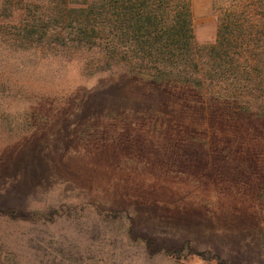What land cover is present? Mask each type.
Returning <instances> with one entry per match:
<instances>
[{
  "label": "rangeland",
  "instance_id": "rangeland-1",
  "mask_svg": "<svg viewBox=\"0 0 264 264\" xmlns=\"http://www.w3.org/2000/svg\"><path fill=\"white\" fill-rule=\"evenodd\" d=\"M184 21L264 83V0H0V264H264V121L135 69Z\"/></svg>",
  "mask_w": 264,
  "mask_h": 264
},
{
  "label": "trees",
  "instance_id": "trees-1",
  "mask_svg": "<svg viewBox=\"0 0 264 264\" xmlns=\"http://www.w3.org/2000/svg\"><path fill=\"white\" fill-rule=\"evenodd\" d=\"M28 31L40 33L35 28ZM169 31L165 39L134 41V58L139 59L135 69L151 67L154 72L148 81L160 85L167 94L171 90L162 86L166 83L179 84L180 95L202 98L205 94L210 111L224 121H264V83L262 87L249 84L257 76H249V72L245 77L241 75L232 64L229 46L221 51L210 48L207 53L196 52L189 22L175 24ZM259 75L258 82H264V71Z\"/></svg>",
  "mask_w": 264,
  "mask_h": 264
}]
</instances>
